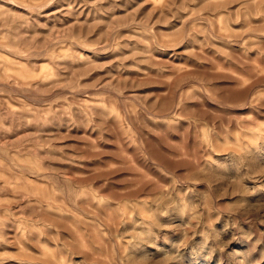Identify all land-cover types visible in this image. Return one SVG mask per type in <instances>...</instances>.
Here are the masks:
<instances>
[{"label": "rangeland", "instance_id": "rangeland-1", "mask_svg": "<svg viewBox=\"0 0 264 264\" xmlns=\"http://www.w3.org/2000/svg\"><path fill=\"white\" fill-rule=\"evenodd\" d=\"M0 264H264V0H0Z\"/></svg>", "mask_w": 264, "mask_h": 264}]
</instances>
